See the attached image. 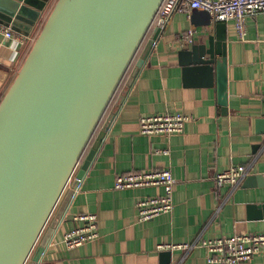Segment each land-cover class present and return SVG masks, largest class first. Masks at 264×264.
I'll use <instances>...</instances> for the list:
<instances>
[{"label":"crops","instance_id":"1","mask_svg":"<svg viewBox=\"0 0 264 264\" xmlns=\"http://www.w3.org/2000/svg\"><path fill=\"white\" fill-rule=\"evenodd\" d=\"M15 1L30 12L19 19V25H14L5 18L9 6L0 3V29L13 27L17 38H6L0 30V102L57 2ZM192 11L190 16L177 12L160 32L120 102L137 59L157 28L154 26L106 112L102 126L113 112L115 117L77 184L62 221L40 259L35 261L36 251L70 187L66 188L26 264H222L209 261L210 252L203 241L264 232V122L261 121L264 118V19L261 14L248 18L245 40L239 38L233 21L225 22L227 105H224L217 71L212 83L197 72L189 78L185 76L180 51L208 42L210 35L217 37L216 23L213 20L209 25L195 23ZM202 19L204 16L198 17ZM189 29L195 31L194 41L190 43L182 40ZM170 111L190 117L183 132L169 136L141 133L142 116ZM164 148L169 149L168 154L156 152ZM241 164L248 167V174L240 184H216L217 172ZM165 168L173 172L176 180L174 207L154 219L139 221L138 201L162 195L164 187L118 189L114 187L115 179L122 173ZM250 176L257 178L246 185ZM80 213L97 215L100 236L68 248L63 237L78 224L73 216ZM182 243L195 246L159 248L161 244ZM242 264H264V253Z\"/></svg>","mask_w":264,"mask_h":264},{"label":"water","instance_id":"2","mask_svg":"<svg viewBox=\"0 0 264 264\" xmlns=\"http://www.w3.org/2000/svg\"><path fill=\"white\" fill-rule=\"evenodd\" d=\"M163 2L57 0L0 102V264H26L70 187L36 251L34 260L40 259L115 112L100 127L83 161L81 158ZM0 3L9 6L5 18L14 25L30 12L15 0ZM192 12L195 23L211 24L208 11ZM199 16L204 19L198 20ZM225 25V21L217 22V37L210 35L208 42L193 44L180 55L188 78L197 72L212 83L217 71L221 100L227 105ZM160 32L155 28L145 44L120 102ZM75 173V180L68 186ZM256 178L250 176L246 185Z\"/></svg>","mask_w":264,"mask_h":264},{"label":"built area","instance_id":"3","mask_svg":"<svg viewBox=\"0 0 264 264\" xmlns=\"http://www.w3.org/2000/svg\"><path fill=\"white\" fill-rule=\"evenodd\" d=\"M193 9L208 11L215 23L233 21L241 40L246 39L249 17L261 14L264 19V0H164L155 18V25L163 31L177 12H184L190 16ZM0 30L6 38H16L15 31L11 26H2ZM194 32L193 29L187 30L182 40L188 43L193 42ZM189 119L188 115L180 111L145 115L140 118V131L143 134H166L169 136L183 132ZM156 152L168 154L169 149H157ZM77 170L78 167L76 172ZM247 174L248 167L246 165H232L226 170L217 172L215 181L218 186L226 183L238 185ZM74 178H76V173L70 182ZM175 181L173 172L169 168H165L118 174L114 187L124 189L153 185L163 186L165 191L162 195L148 196L140 199L137 203L138 220L148 221L173 209ZM73 219L78 224L67 231L63 237V242L68 248L81 246L100 236L96 214L80 213L74 215ZM202 243L210 252V262L242 264L251 260L256 254L264 253V232L220 236ZM193 246H195L194 243L161 244L159 248H191Z\"/></svg>","mask_w":264,"mask_h":264},{"label":"trees","instance_id":"4","mask_svg":"<svg viewBox=\"0 0 264 264\" xmlns=\"http://www.w3.org/2000/svg\"><path fill=\"white\" fill-rule=\"evenodd\" d=\"M154 26H155V20H154V23L152 24L150 30L148 31L147 36H146V38L144 39V41H143V43H142V45H141V47H140L138 53L136 54V56H135V58H134V60H133V62H132V64H131V66L129 67L128 71L126 72V74H125V76H124V78H123V80L121 81V83H120V85H119V87H118V89H117V91H116V93H115L114 98L116 97L117 93L119 92L121 86L124 84L125 79H126L128 73H129L130 70H131V67H132L133 64L135 63V61H136V59H137V57H138V55H139V53H140V50H141V48L143 47V45H144V43H145V40H146L147 37L152 33V31H153V29H154ZM114 98H113V99H114ZM113 99H112V101H113ZM106 112H107V111H106ZM105 116H106V113H105V115H104V117H103V119H102V121H101V123H100V125H99V128L97 129V131H96V133H95V135H94L92 141L90 142L88 148H87L86 151L84 152V154H83V156H82V158H81L82 161H83V159L86 157V155H87V153H88V151H89V149H90V147H91V145H92V143H93V141H94V139H95V137H96V135H97V133H98L100 127L102 126V123H103V121H104Z\"/></svg>","mask_w":264,"mask_h":264}]
</instances>
